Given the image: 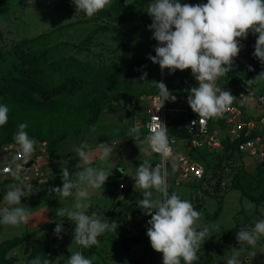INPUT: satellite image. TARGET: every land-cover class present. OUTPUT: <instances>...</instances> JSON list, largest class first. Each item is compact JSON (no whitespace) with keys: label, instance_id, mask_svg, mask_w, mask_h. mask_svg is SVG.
Returning a JSON list of instances; mask_svg holds the SVG:
<instances>
[{"label":"rangeland","instance_id":"rangeland-1","mask_svg":"<svg viewBox=\"0 0 264 264\" xmlns=\"http://www.w3.org/2000/svg\"><path fill=\"white\" fill-rule=\"evenodd\" d=\"M133 1L135 0H126V3ZM184 1L193 5L207 3V0ZM113 3L114 0H110V4L92 18H86L83 12L76 14L71 0H35L33 9H28L25 0H11L0 10V33H2L0 77L12 75L17 71L18 47L34 53L49 49L51 61L77 55L84 62L96 67L120 63L124 66L120 76L126 86L120 91L118 99L99 112L92 99V121L83 118L85 125L82 129L58 139L55 146L47 143L46 151H43L44 140L29 136L37 142L32 156L37 158L35 164L43 174L31 183L33 192L27 193L21 200L23 205L32 210L29 225L34 221L39 225L34 231H40L44 224H53L56 221L62 223L64 231L60 234L61 238L54 235L55 227L51 232H45V236L41 239H38L39 236H33L28 244H23L12 251V255L17 259L14 264H28L29 255L34 256L35 253L36 256H46L52 264H67L71 253L75 251H80L89 258L95 257L93 264H126L132 257L144 259L146 264H163L162 254L156 253L151 248L146 235L149 227L147 221L151 217L144 215L137 207V200L142 199V192L140 189L134 190V181L131 178L143 160H150L154 166L158 157L151 153L140 152L141 146L136 145L127 133L131 127H135L141 138L146 136L144 125L151 115L158 112L156 97L159 92L153 94L155 89L153 81L163 82L176 97L175 102L167 101L164 104L169 110L168 116L172 119L188 116L190 109L187 104L188 91L191 87H198V83L191 69L176 70L168 76L165 70L161 71L158 64H153L148 59L149 55L155 56L154 49L157 46V42L152 39V32L147 27L127 34L128 30L141 24V19L115 9L112 7ZM89 36H92L89 43L85 46L81 45ZM30 38L36 40L32 44H25L24 39ZM256 39V36L249 33L247 39L240 42L245 50L243 59L251 63L259 74L264 71V66L253 57ZM79 45L82 46L80 52L77 51ZM234 67L237 72H246L239 61L234 62ZM143 72H147L146 80L140 79ZM226 76L219 77L217 81V85L222 89L228 88L224 86ZM228 81L230 82L231 79ZM262 113L261 109L249 111L250 116H261ZM78 119L80 118L73 117L66 120ZM220 133L224 143L229 142L227 127L220 129ZM82 142L92 147L91 162L94 166L100 163L98 153L95 152L97 144L110 143L114 148L111 157L114 163L112 174L103 186L102 193L96 191L91 195L92 203L88 213H95L100 218L105 217L110 223L115 221L118 228L116 232L108 231L98 237L99 245L91 248L71 246L74 225L66 218L57 217L55 214L56 210L69 203L71 198L61 200L59 196L49 195L48 192L50 188L62 186L61 176L64 167L69 168L73 166L72 163H79V158H74V149ZM180 144L175 146L176 150L181 149ZM17 148L19 146L15 142L0 147V163L11 159ZM222 151L223 149L208 157L211 172L208 176L209 180L202 184L187 182L176 185L180 180L176 169L177 155L169 169L167 190L169 187L173 188L182 199L190 200L195 210L203 213L202 226L213 222L219 224V230L211 232V238L205 241L198 253L199 259L193 264H226V258L231 255L230 249L239 248L236 234L241 226L251 228L258 220L264 219V204L258 207L240 191L231 188L234 176L238 172H241V175H251L252 179L259 176V161L249 155L242 156L237 152L231 155L229 150ZM56 156L59 157L58 160ZM62 158L65 161L64 167H60L58 162ZM80 167L84 165L81 164ZM124 174H128L129 178L125 179L124 177L127 176ZM10 182L15 181L10 177H0V208L4 206L3 195ZM123 182L130 183L125 190H121L119 186ZM258 185L257 181L251 183L256 196L261 192V189L256 190ZM106 191H109L110 195L106 194ZM36 217L39 220H35ZM28 229V224L19 228L0 225V245L4 240L34 232H29ZM43 234L44 232H41L39 235ZM26 249H29V253ZM255 251V257H249L247 252L241 253L242 264H264V238L258 242Z\"/></svg>","mask_w":264,"mask_h":264},{"label":"clouds","instance_id":"clouds-1","mask_svg":"<svg viewBox=\"0 0 264 264\" xmlns=\"http://www.w3.org/2000/svg\"><path fill=\"white\" fill-rule=\"evenodd\" d=\"M76 14L84 13L86 18H92L105 9L110 0H71ZM28 9L35 0H25ZM145 12L152 19L148 26L152 39L157 42L155 56L148 59L158 64L161 71L168 70L170 74L176 70L191 69L198 87H191L187 95V104L201 118L222 117L231 110L236 97L230 90L217 85L219 77L226 76L233 70L234 58L241 51L249 33L256 36L253 57L264 66V0H207L206 4H185L180 0H152ZM67 22V21H66ZM250 70H252L250 68ZM147 72L140 79L146 80ZM264 81V71L259 73L252 82ZM159 90L156 97L158 111L165 102H175L176 97L167 89L163 82L153 81ZM248 97L241 96L244 104ZM9 107L0 103V126L8 122ZM149 124V133L141 138L137 129L131 127L128 135L140 152L156 153L160 162L154 166L145 159L136 168L134 190L140 189L142 199L137 200V207L142 213L151 217L147 221L149 227L146 235L151 248L162 254L163 264H193L199 259L198 253L205 241L211 238L213 230H219L218 223L201 224L203 213L194 209L188 199H182L177 192L168 194L164 161L172 154L168 137V128L159 122ZM127 122V121H126ZM26 123H21L13 135V140L19 146V153L12 161L15 169H23L36 150V141L25 131ZM113 147L110 143L97 144L99 165H92L93 149L82 142L74 149V158H79L76 167L80 170L70 173L67 168L62 171V186L48 189L49 195L59 196L61 200L71 198V201L56 210L57 217H64L74 225L72 245L91 248L98 246V237L108 231L116 232L118 224L100 218L95 213L89 214L91 195L102 193L103 186L112 174L114 166ZM81 164L84 167H80ZM13 170V183L6 186L3 195L4 206L0 208V225L19 228L27 225L32 216V210L21 203L27 193L33 192V185ZM39 191V189H36ZM64 231L62 223H57L54 235L61 238ZM264 238V219L258 220L251 228L241 226L236 234L239 248H231V255L226 258V264H242L241 253L247 252L249 257H255L258 242ZM251 249V250H249ZM95 257H86L80 251L71 253L67 264H93ZM29 264H52L46 256L37 255Z\"/></svg>","mask_w":264,"mask_h":264},{"label":"trees","instance_id":"trees-1","mask_svg":"<svg viewBox=\"0 0 264 264\" xmlns=\"http://www.w3.org/2000/svg\"><path fill=\"white\" fill-rule=\"evenodd\" d=\"M10 1L0 0V10ZM151 2L152 0H135L126 3V0H114L112 7L141 19V24L128 30L127 34L147 28L152 23L151 17L145 12V7ZM180 2L188 4L184 0H180ZM1 37L2 33H0V39ZM91 39L92 36L87 37L81 45H87ZM34 40L36 39H24V43L29 45ZM81 45L77 46L78 52H80ZM16 54L19 58V63L16 65L17 71L12 75L0 77V103L7 104L10 109L8 122L4 126H0V147L14 143L13 135L21 123L27 124L25 131L29 136L40 137L48 145L55 146L58 139L65 138L75 130L78 132L79 129H82L85 125L82 121L83 118L92 121V99H94L93 104L99 112L118 99L120 91L126 88L120 76L124 66L120 63L96 67L84 62L77 55L51 61L49 49L34 53L18 47ZM165 73L168 76L170 74L168 70H165ZM245 76L248 77L249 74L237 72L233 65V70L226 76L224 86L228 88L225 90L234 93V86L238 79ZM229 79H231L230 82ZM157 89L155 86L153 94H158ZM73 117L80 119L66 120ZM187 118L188 116L172 119L171 116H168L169 135L184 136ZM228 150L231 155L237 152L236 144L225 141L222 152ZM211 154L208 152L200 157L207 170L206 178L194 182L202 184L209 180L211 165L208 162V157ZM240 155L243 156V154ZM55 158L59 159L57 156ZM258 167L259 176L253 179L251 175H241V172H238L234 176L231 188L240 191L247 199L260 207L264 204V164L259 163ZM126 176L124 178L128 179V175ZM256 181L259 184L256 190L261 189L258 196L255 195L254 189L251 187V183ZM173 191H175L173 188H168L169 195ZM56 224L57 222H54L42 227L40 231L4 240L0 245V264H14L17 259L12 255V251L15 248L28 244L33 236H39L38 239L43 238L45 232H51ZM41 232L44 234L39 235ZM26 252L29 253V249H26ZM35 257L36 253L34 256L30 254L29 261ZM126 264H146V261L132 257L131 261Z\"/></svg>","mask_w":264,"mask_h":264},{"label":"built area","instance_id":"built-area-1","mask_svg":"<svg viewBox=\"0 0 264 264\" xmlns=\"http://www.w3.org/2000/svg\"><path fill=\"white\" fill-rule=\"evenodd\" d=\"M244 54L245 50L242 47L238 56L234 58V62L239 61L244 66L249 76L240 77L235 84V91L231 94L236 97L237 100L234 101L231 110L224 113L222 117L201 118L190 108L184 126L185 135L171 136L167 133L170 146L173 150L172 154L164 161L167 184L169 169L176 155V169L180 176V180L176 182L177 186L182 183L201 181L206 178L207 170L200 157L208 152L214 153L224 148V139L220 133V129L224 127H227L229 135L227 140H229L231 144H236L238 154L240 153L243 154V156L249 155L257 158L259 163L264 164V81L249 83V81L253 80L258 74L256 68L243 59ZM250 68L252 70H250ZM241 96L248 97L246 103H240ZM254 109L263 110L262 115H251V118L249 111ZM168 112L169 110L164 106L156 114L149 117L144 125L146 135L150 131L148 125L158 123L156 117H158L159 122L165 124L168 128ZM253 135L255 136L253 137ZM42 144L45 147L43 151H46L47 142ZM177 144L181 145L180 150L175 149ZM18 153L19 148L12 154L11 159L0 163V177H10V179H14L12 172L16 169L12 161L17 157ZM151 154L158 157L156 163H159V155L156 153ZM36 159V157L32 156L29 161V163H32L31 166L28 167V163L24 165L23 169L16 170L17 174L20 175L26 183H32L35 178L43 175L39 167L35 164ZM119 186L121 190H125L130 186V183L123 182Z\"/></svg>","mask_w":264,"mask_h":264},{"label":"crops","instance_id":"crops-1","mask_svg":"<svg viewBox=\"0 0 264 264\" xmlns=\"http://www.w3.org/2000/svg\"><path fill=\"white\" fill-rule=\"evenodd\" d=\"M218 81V80H217ZM154 155V154H153ZM97 157H98V154H97ZM157 157V156H156ZM157 160H158V158H157ZM59 162V166L61 167V166H63L64 167V163H65V161H64V159L62 158L61 160H59L58 161ZM72 165L73 166H70L69 168H67L68 170H69V172L70 173H72V172H75V171H77V170H80V169H78L77 167H76V163H72ZM64 168H66V167H64ZM82 168V167H81ZM124 175H128V174H124ZM110 191V190H109ZM109 191L107 192L106 191V194L108 193L109 195H110V193H109ZM35 220H39L37 217L35 218ZM40 221H42V220H40ZM46 222H47V220H45ZM56 222V221H55ZM41 223V222H40ZM40 223H38V224H40ZM45 223V222H44ZM30 223H28V227H29V229L27 230V231H34V230H36V229H38V227H39V225H37V223H34V221L32 222V224L31 225H29ZM41 224H43V223H41ZM45 226L46 225H50V223H48V224H44ZM43 225V226H44ZM30 228H31V230H30Z\"/></svg>","mask_w":264,"mask_h":264},{"label":"water","instance_id":"water-1","mask_svg":"<svg viewBox=\"0 0 264 264\" xmlns=\"http://www.w3.org/2000/svg\"><path fill=\"white\" fill-rule=\"evenodd\" d=\"M32 165V163H29L27 166L29 167V166H31Z\"/></svg>","mask_w":264,"mask_h":264}]
</instances>
